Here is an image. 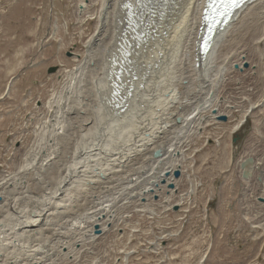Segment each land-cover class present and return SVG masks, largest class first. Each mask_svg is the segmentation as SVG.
<instances>
[{
	"label": "bare ground",
	"instance_id": "obj_1",
	"mask_svg": "<svg viewBox=\"0 0 264 264\" xmlns=\"http://www.w3.org/2000/svg\"><path fill=\"white\" fill-rule=\"evenodd\" d=\"M94 1L97 9L83 4L85 0L81 6L77 5L78 19L94 16L97 11V28L85 44L88 55L82 64L92 67L88 69L92 75L91 87L81 89L77 100L68 88L65 108H58L64 111L57 117L55 133L43 140L44 144L30 147L25 154L26 164L21 167V175L23 171L29 173L21 191L18 186L24 181L16 182L15 190H10L13 183L9 185V179L0 181V264H60V258H69L78 246L85 256L97 255L100 236L108 234L111 225L123 221L124 210L129 212L140 203L141 211L155 215L156 208L146 206V202L160 201L165 204L164 211L184 204V196H189L191 189L182 191L177 204L172 203L171 198L179 183L185 180L189 184L182 167L185 148L199 136L204 122L228 116L220 110V103L226 98L220 96V87L233 79L231 75L236 67L243 70L252 51L250 48L259 51L264 47V0H254L241 8L233 23L213 40L205 59L198 56L196 37L206 0ZM125 2H129L134 13L141 11L142 14L152 6L165 3L159 12L163 18L151 21L154 32L143 43L129 34L121 40ZM59 28L56 24L52 34ZM254 53H251L252 58ZM119 69L132 73L128 88L121 87L116 80ZM113 83L115 88L111 87ZM113 90L116 95H112ZM116 103L123 109L115 106ZM232 104L229 103V107ZM252 107L256 106H251L253 110ZM238 128L235 127V132ZM156 151L161 152L158 158L154 157ZM176 170L181 172L179 179L173 175ZM169 185H174V189ZM260 220L258 218L256 223Z\"/></svg>",
	"mask_w": 264,
	"mask_h": 264
},
{
	"label": "rangeland",
	"instance_id": "obj_2",
	"mask_svg": "<svg viewBox=\"0 0 264 264\" xmlns=\"http://www.w3.org/2000/svg\"><path fill=\"white\" fill-rule=\"evenodd\" d=\"M82 3L83 0H0V181L9 179L8 184L13 183L10 190H15L16 182L24 181L18 190L26 185L29 172L23 171L21 175V167L26 164L25 154L55 133L56 120L64 111L58 108H65L69 89L77 100L81 89L91 87L89 70L92 67L82 64L88 55L86 42L97 28V11L94 16L82 15L78 19V6ZM83 4L97 9L94 0H85ZM56 24L61 29L54 35L52 30ZM250 50L248 67L246 63L244 71L236 67L231 75L233 79L223 83L218 91L222 99L226 97L220 103V110L227 113L228 121L204 122L199 136L185 148L182 167L189 184L185 180L179 183L182 188H177L171 202L176 203L183 190L191 189L192 194H185L179 210L164 211V203L152 200L154 203H145L156 208L155 215H150L140 210L139 203L129 212L124 210L123 221L111 225L108 234L100 236L97 255L85 256L78 246L73 255L61 257L58 263L69 260L71 264H264V202L260 200L264 199V56L261 55L264 47L259 51ZM80 64L82 68H78ZM52 67H58L59 71L49 74ZM8 87L10 90L6 91ZM223 87L236 95L232 96ZM228 102L234 104L229 107ZM252 105L256 106L253 110ZM236 126L239 128L235 132ZM236 134L241 140L233 146ZM248 156L254 160L250 172L241 163ZM247 178L252 180L248 182ZM258 218L261 220L256 223Z\"/></svg>",
	"mask_w": 264,
	"mask_h": 264
},
{
	"label": "snow or ice",
	"instance_id": "obj_3",
	"mask_svg": "<svg viewBox=\"0 0 264 264\" xmlns=\"http://www.w3.org/2000/svg\"><path fill=\"white\" fill-rule=\"evenodd\" d=\"M238 3L239 0H206V6L210 11L209 15L205 17V21L209 24V30H211L212 25L218 22L217 16H227L229 10L237 7Z\"/></svg>",
	"mask_w": 264,
	"mask_h": 264
},
{
	"label": "water",
	"instance_id": "obj_4",
	"mask_svg": "<svg viewBox=\"0 0 264 264\" xmlns=\"http://www.w3.org/2000/svg\"><path fill=\"white\" fill-rule=\"evenodd\" d=\"M245 67H248V64H247V63H246V65H245ZM57 70H58V67L51 68V69L49 70V73H50V74L55 73ZM7 91H9V87H8V90H7ZM218 120H219V121H222V122H227V121H228V117L225 116V115H223V116H220V117L218 118ZM240 140H241L240 135H239V134H236V135L234 136V138H233V146H236L237 143H238V141H240ZM154 156H155V158L160 157V156H161V152H160V151H156L155 154H154ZM253 162H254V160H253L252 158H248V159L242 164V166H243L244 168H246L247 171L249 170L248 172H250V171H251V166H252V163H253ZM173 175H174V177H175L176 179H179V178L181 177V172H180V170H176V171L173 173ZM169 188H170V189H174V185H169ZM260 200H261L262 202H264V199H260ZM173 210H174V211H178V210H179L178 205H175V206L173 207ZM96 232H97V233L99 232L98 229H96Z\"/></svg>",
	"mask_w": 264,
	"mask_h": 264
}]
</instances>
